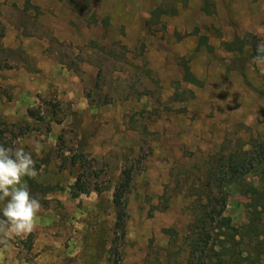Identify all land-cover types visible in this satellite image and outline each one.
Instances as JSON below:
<instances>
[{
    "label": "rangeland",
    "instance_id": "374dc122",
    "mask_svg": "<svg viewBox=\"0 0 264 264\" xmlns=\"http://www.w3.org/2000/svg\"><path fill=\"white\" fill-rule=\"evenodd\" d=\"M262 42L264 0H0V144L43 188L0 264H200L221 209L264 264Z\"/></svg>",
    "mask_w": 264,
    "mask_h": 264
},
{
    "label": "clouds",
    "instance_id": "9594fccd",
    "mask_svg": "<svg viewBox=\"0 0 264 264\" xmlns=\"http://www.w3.org/2000/svg\"><path fill=\"white\" fill-rule=\"evenodd\" d=\"M253 59L264 64V42L257 46ZM40 147L38 141L33 144L35 151ZM35 165L32 150L0 144V245L8 246L12 239L23 238L34 230L41 198L30 191L25 178L37 176Z\"/></svg>",
    "mask_w": 264,
    "mask_h": 264
},
{
    "label": "trees",
    "instance_id": "16d2710c",
    "mask_svg": "<svg viewBox=\"0 0 264 264\" xmlns=\"http://www.w3.org/2000/svg\"><path fill=\"white\" fill-rule=\"evenodd\" d=\"M204 40V39H203ZM202 42V40H201ZM204 42V41H203ZM227 47L231 51H242L243 50V45L238 44L237 41H233L231 43L227 44ZM210 48V47H209ZM185 81L190 82V83H197L198 80L195 79L190 70L186 67V72H185ZM30 186V191L32 193L38 194V190L43 188L34 183L33 181L29 182ZM45 189V188H44ZM47 190V189H45ZM263 196H264V190H263ZM227 198L224 197L222 198V203L226 204ZM225 207V205L223 206ZM209 219L211 220L210 224H216L213 230L206 229L205 234L203 235V238L201 240L202 246H203V252H206L205 250H210L214 256L207 255L206 257H201L200 258V264H243V263H250L251 262V253H247V255H244V252H236L241 243L240 240H237V237L239 235V231H237L236 228L232 226V221L230 218L224 216V210L221 209L220 211L217 210H212L211 213H209ZM232 232V234H228V232ZM216 233V238L213 236V233ZM218 232H221L218 234ZM221 236L223 238L227 239V241H220L223 239H220ZM213 240V243L211 241ZM219 243V248L221 249V253L216 252V241ZM260 245L264 247V239L262 241H259ZM217 243V244H218ZM238 247V248H237Z\"/></svg>",
    "mask_w": 264,
    "mask_h": 264
}]
</instances>
